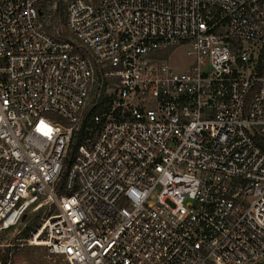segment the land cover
<instances>
[{
    "label": "built area",
    "instance_id": "1",
    "mask_svg": "<svg viewBox=\"0 0 264 264\" xmlns=\"http://www.w3.org/2000/svg\"><path fill=\"white\" fill-rule=\"evenodd\" d=\"M40 1L0 0V236L45 204L54 264H264V0H67L62 39Z\"/></svg>",
    "mask_w": 264,
    "mask_h": 264
},
{
    "label": "trees",
    "instance_id": "2",
    "mask_svg": "<svg viewBox=\"0 0 264 264\" xmlns=\"http://www.w3.org/2000/svg\"><path fill=\"white\" fill-rule=\"evenodd\" d=\"M65 9L66 2L63 0H41L38 4L39 20L43 26V29L48 35L55 39H62L69 37V34L66 32V21H65ZM77 51L88 56V52L85 48L79 49ZM82 139L81 129L76 133L73 143L71 144L70 151L64 162V173L62 180H65V177L68 173V170L74 160L77 148ZM258 143L264 149V139L258 140ZM54 211V208L53 210ZM51 211V212H52ZM28 220V219H26ZM41 223V214H38L35 218L29 221L28 226L22 232L21 239L29 238L30 234L40 225ZM12 232L11 230L6 231L3 235L0 236L1 244H12L9 242L7 236ZM7 246L3 249L0 248V264H10V249L11 247ZM60 264V263H59Z\"/></svg>",
    "mask_w": 264,
    "mask_h": 264
},
{
    "label": "rangeland",
    "instance_id": "3",
    "mask_svg": "<svg viewBox=\"0 0 264 264\" xmlns=\"http://www.w3.org/2000/svg\"><path fill=\"white\" fill-rule=\"evenodd\" d=\"M66 2L67 0H63ZM191 58L187 55L186 48H180L172 57L171 64L174 68L182 71L190 63ZM44 204V203H43ZM50 209L48 205H43L41 209L36 212H32L27 216L28 220H24L23 224L12 230L7 236L10 244H1L0 248L3 249L10 245V264H54L49 257V252L46 248L38 246H30L25 242V239H21L22 232L26 229L33 218L38 214H41V221L48 214ZM3 235V234H2Z\"/></svg>",
    "mask_w": 264,
    "mask_h": 264
},
{
    "label": "water",
    "instance_id": "4",
    "mask_svg": "<svg viewBox=\"0 0 264 264\" xmlns=\"http://www.w3.org/2000/svg\"><path fill=\"white\" fill-rule=\"evenodd\" d=\"M24 219H25V217H24Z\"/></svg>",
    "mask_w": 264,
    "mask_h": 264
}]
</instances>
